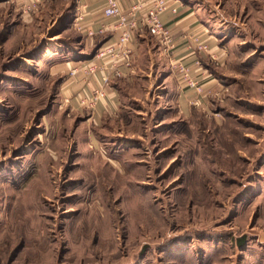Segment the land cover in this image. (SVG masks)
Wrapping results in <instances>:
<instances>
[{
    "label": "rangeland",
    "instance_id": "obj_1",
    "mask_svg": "<svg viewBox=\"0 0 264 264\" xmlns=\"http://www.w3.org/2000/svg\"><path fill=\"white\" fill-rule=\"evenodd\" d=\"M204 2L199 75L144 46L99 116L74 2L0 0V264H264V0Z\"/></svg>",
    "mask_w": 264,
    "mask_h": 264
},
{
    "label": "crops",
    "instance_id": "obj_2",
    "mask_svg": "<svg viewBox=\"0 0 264 264\" xmlns=\"http://www.w3.org/2000/svg\"><path fill=\"white\" fill-rule=\"evenodd\" d=\"M73 8L72 12L74 11V15L77 16V20L75 21L77 30H79L80 34L84 35V41L86 44V47L88 43H90L91 38L86 37L85 34L87 32H91L92 36L97 37L101 41V45L112 43L116 40L117 33L114 32L113 24L114 19L112 18H106L102 15V9L105 6L106 0H72ZM130 1H127L125 4H129ZM204 0H167V5H169V8H167V11L162 15V20L166 24V26L170 29V32L172 34V42L168 50V56L170 58H159L156 59L155 55L157 56H164V53H158L154 50V45L156 47H159L160 49L164 50L165 46L162 45V43L150 36L147 33H141L137 36H135L134 39V53L133 58L131 60V68L128 71L126 68L121 67L120 70L122 72V76L119 77H125L127 75H130L131 72L135 70H140V67L136 63V55L138 57L137 51H139L141 48L145 46V52L147 53V56L149 58V62H158L159 60L161 62V66L168 67L165 71V81L169 80L173 77L172 76V63H180L181 65H190L192 69L197 70L196 74L199 75L198 69L196 65L194 64L195 60L201 59V56H197L193 54L192 46H193V38L195 37L199 41L208 42L210 46L217 45L216 41H214L211 37L212 32L217 28L214 27L215 25L209 24V20L206 14H204L203 6H204ZM174 8L176 13L172 14L170 13V9ZM64 14L61 16L62 17ZM93 37V38H94ZM99 41V42H100ZM152 45V46H151ZM212 51L215 50V52L218 51L219 47H212ZM214 52V53H215ZM92 60V58L85 57L84 60H81L80 62L74 61L72 65H81L83 63H86L88 61ZM165 60V61H164ZM167 60V61H166ZM202 60V59H201ZM169 62V63H167ZM203 62V61H202ZM158 63H156L158 65ZM164 64V65H163ZM168 64V65H167ZM160 66V65H159ZM135 69V70H134ZM165 70V69H164ZM164 73V71H163ZM168 73V75H167ZM195 74V75H196ZM163 75V74H162ZM196 75V76H197ZM118 77H111L108 84L104 85L102 83V73L96 72L93 76L90 78H83L81 75L77 76L76 82L73 83V86L70 87L69 92L67 91L64 93L65 96H74L73 101L82 100L83 98H86L89 96L93 89H95L97 86H102L105 89V96L107 97L108 101H98L96 104V111L97 114L100 116L101 114L105 113H111L112 111H115L116 106L118 104L117 102V90L115 87V79ZM202 79L207 80L210 77H204L201 76ZM73 79V78H72ZM208 82V81H207ZM213 81H209V83H212ZM97 115V118L99 116ZM94 120V118H93Z\"/></svg>",
    "mask_w": 264,
    "mask_h": 264
},
{
    "label": "built area",
    "instance_id": "obj_3",
    "mask_svg": "<svg viewBox=\"0 0 264 264\" xmlns=\"http://www.w3.org/2000/svg\"><path fill=\"white\" fill-rule=\"evenodd\" d=\"M25 1L28 3L27 11L34 9L40 2V0ZM127 1L130 3L126 5ZM167 8H169L167 0H106L102 15L114 19L112 29L117 33L116 40L102 45L92 60L70 69V75L90 78L96 72H101L104 85L109 83L111 77L122 76L120 68L130 70L134 53V39L141 33H147L158 39L169 50L172 34L161 18ZM169 12L176 13L174 8ZM77 16H75L76 20ZM87 36L91 37L92 33L87 32ZM193 43L197 45L198 49H206V45H202L203 43L196 38L193 39ZM177 69L181 75L187 76L188 79L187 68L184 69L180 64ZM186 78L183 80L188 82Z\"/></svg>",
    "mask_w": 264,
    "mask_h": 264
}]
</instances>
